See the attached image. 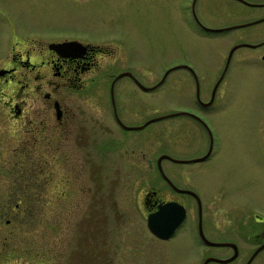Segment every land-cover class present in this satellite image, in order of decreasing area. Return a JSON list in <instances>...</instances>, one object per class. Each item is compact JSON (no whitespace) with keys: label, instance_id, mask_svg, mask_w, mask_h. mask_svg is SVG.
I'll use <instances>...</instances> for the list:
<instances>
[{"label":"flooded vegetation","instance_id":"af4514ba","mask_svg":"<svg viewBox=\"0 0 264 264\" xmlns=\"http://www.w3.org/2000/svg\"><path fill=\"white\" fill-rule=\"evenodd\" d=\"M207 4L191 0L188 6L203 35L221 36L264 22L263 11L230 26L211 27L197 14L201 7L206 12ZM259 4L256 7L264 8V1ZM71 41L75 42L66 47L55 46ZM240 44L250 45L239 48L259 49L264 39L234 46ZM111 52L106 45L79 38L23 37L0 54V112L13 124L12 136L18 141L13 152L22 159L12 171L13 189L5 205L18 221L32 212L29 208L44 206L47 218L61 223V230L47 237L42 252L32 253L31 263L154 264L158 259L157 264H165L170 252L158 251V243L180 237L192 245L178 255L177 264H196L195 240L201 258L206 254L202 264L208 258L233 256L229 262L208 264H248L251 258L250 264H264L260 218L245 222L234 217V208L224 203L221 191L223 211L216 226L208 196L195 186L200 170L193 164H203L217 152L206 114L222 108L218 88L223 69L210 87L192 65L180 64L190 66L181 67L191 80L190 101L147 123L137 92L157 91L172 71L147 86L140 75L141 63L117 62ZM169 120L170 125L147 131L153 123ZM230 218L236 219L231 223ZM12 219L6 217L4 226L9 227ZM150 219L162 228L167 227L164 223H180L165 239L152 232ZM71 228L76 230L71 236L74 243L69 240ZM16 234L0 231L1 264H10V256L19 254ZM245 240L251 245L247 253Z\"/></svg>","mask_w":264,"mask_h":264},{"label":"rangeland","instance_id":"374dc122","mask_svg":"<svg viewBox=\"0 0 264 264\" xmlns=\"http://www.w3.org/2000/svg\"><path fill=\"white\" fill-rule=\"evenodd\" d=\"M200 1L202 4L207 1L208 8L206 12L202 7L201 11L197 9V14L211 27L230 26L258 17L264 11V8L256 7L264 0ZM190 2L0 0V54L13 41L23 37L27 40L79 38L110 47L117 62L141 63L140 75L147 86L159 81L170 68L185 63L192 65L212 87L217 78H221L222 69L224 73L232 46L242 41L253 43L264 39V22L233 29L221 36L203 35L194 25L188 7ZM263 54L264 47H241L234 52L218 88L219 102L223 99L222 108L206 114L217 140V152L205 163H194L193 167L196 171L200 170L197 171L195 186L205 197L208 196L206 201L211 205V220L216 226L221 222L219 216L223 211L221 191L226 198L224 203L234 208V217L245 219V222L260 218L258 220L264 226ZM191 86L187 71L177 68L172 70L157 91H138L137 101L142 100L140 113L143 120L174 111L180 103L189 102ZM170 123L171 120L155 122L147 131ZM13 133L11 120L0 112V214L3 212V218L11 216L14 220L9 227H5V219L0 217V231L17 232L14 246L19 254L10 256V264H32V253L45 248L47 237L51 232L58 233L61 223L47 218L44 206L29 208L32 212L20 221L11 215V208L6 207L5 200L13 189L12 171L22 160L13 152L18 145ZM234 219L229 220L232 223ZM250 227L247 229L250 230ZM75 233V228H71L69 240L73 243L71 236ZM248 240L243 247L245 253L251 248ZM195 241V261L202 264L206 254L201 258L202 249L198 240ZM190 245L188 240L176 237L169 243H158V251L168 249L170 254L165 256L164 263L177 264L181 257L178 255L188 252ZM190 252L194 255L193 251ZM37 262L34 264H44ZM158 262L154 259L151 263Z\"/></svg>","mask_w":264,"mask_h":264},{"label":"water","instance_id":"95a60500","mask_svg":"<svg viewBox=\"0 0 264 264\" xmlns=\"http://www.w3.org/2000/svg\"><path fill=\"white\" fill-rule=\"evenodd\" d=\"M242 1L246 2L245 0H242ZM74 42H75V41L64 42V43H58V44H56L55 46L58 47V48L66 47V46H68V45H70V44H73ZM242 45H250V44H240V45H236V46H234V47L231 48V50H230V52H229V55H228L227 64H226L225 69H224V73L226 72V70H227V68H228V66H229V64H230V62H231V59H232V57H233L234 52H235L240 46H242ZM251 46H253V45H251ZM262 59L264 60V55H262ZM183 66H185V67H190V66H188V65H178V66H176V67H174V68H170V69L166 72V74H165L163 80L167 77V75H168L172 70L177 69V68H181V67H183ZM224 73H223V77H224ZM219 82H220V81H219ZM217 85H218V84H217ZM144 88H145L146 90H151V89H153L154 87H147V86L145 87V86H144ZM163 117H166V116L153 118V119L149 120L147 123H150V122H153V121L159 120V119H161V118H163ZM179 223H180L179 221L174 222V223H168V224L164 223V225H167V227H163V228H162V226L160 225L159 222L150 219L149 226H150V228H151V230H152L153 233H155L156 235H158V236L161 237V238H165V239H166V238H168V237L173 233L172 231H174L175 227H177V225H178ZM205 240L208 241L206 238H205ZM234 257H235V256H233L232 258H229V259H224V260H221V259H218V258H212V259H211V258H208L207 260H205V263H204V264H208V262H209L210 260H218V261H220V262H229V261L233 260ZM251 261H252V258L249 260L248 264H250Z\"/></svg>","mask_w":264,"mask_h":264},{"label":"trees","instance_id":"16d2710c","mask_svg":"<svg viewBox=\"0 0 264 264\" xmlns=\"http://www.w3.org/2000/svg\"><path fill=\"white\" fill-rule=\"evenodd\" d=\"M13 176V175H12ZM4 216V214H3V212L0 214V217H3Z\"/></svg>","mask_w":264,"mask_h":264}]
</instances>
